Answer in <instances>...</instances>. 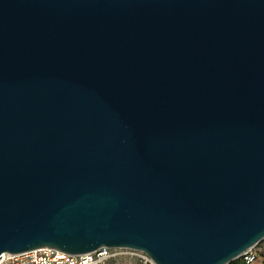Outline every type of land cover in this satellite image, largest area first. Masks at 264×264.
I'll list each match as a JSON object with an SVG mask.
<instances>
[{
    "label": "water",
    "instance_id": "water-1",
    "mask_svg": "<svg viewBox=\"0 0 264 264\" xmlns=\"http://www.w3.org/2000/svg\"><path fill=\"white\" fill-rule=\"evenodd\" d=\"M262 240L264 0H0V254Z\"/></svg>",
    "mask_w": 264,
    "mask_h": 264
},
{
    "label": "built area",
    "instance_id": "built-area-1",
    "mask_svg": "<svg viewBox=\"0 0 264 264\" xmlns=\"http://www.w3.org/2000/svg\"><path fill=\"white\" fill-rule=\"evenodd\" d=\"M0 264H156L141 250L99 247L91 252L69 254L54 248L42 247L19 253H1ZM245 263L261 260L264 263V240L239 256Z\"/></svg>",
    "mask_w": 264,
    "mask_h": 264
},
{
    "label": "trees",
    "instance_id": "trees-1",
    "mask_svg": "<svg viewBox=\"0 0 264 264\" xmlns=\"http://www.w3.org/2000/svg\"><path fill=\"white\" fill-rule=\"evenodd\" d=\"M256 261H259V264H264L261 262V260H256ZM255 262V261H254ZM253 263V262H252ZM252 263H249V264H252ZM228 264H248V263H245L242 259H234L233 261H231L230 263Z\"/></svg>",
    "mask_w": 264,
    "mask_h": 264
},
{
    "label": "rangeland",
    "instance_id": "rangeland-1",
    "mask_svg": "<svg viewBox=\"0 0 264 264\" xmlns=\"http://www.w3.org/2000/svg\"><path fill=\"white\" fill-rule=\"evenodd\" d=\"M252 264H259V261H255V262H253Z\"/></svg>",
    "mask_w": 264,
    "mask_h": 264
}]
</instances>
